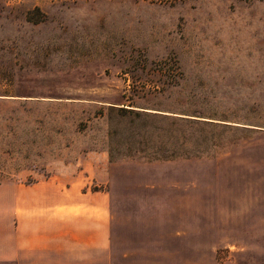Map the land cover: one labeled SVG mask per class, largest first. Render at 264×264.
<instances>
[{"label": "rangeland", "instance_id": "rangeland-1", "mask_svg": "<svg viewBox=\"0 0 264 264\" xmlns=\"http://www.w3.org/2000/svg\"><path fill=\"white\" fill-rule=\"evenodd\" d=\"M88 153L108 264H264V0H0V203Z\"/></svg>", "mask_w": 264, "mask_h": 264}, {"label": "crops", "instance_id": "crops-1", "mask_svg": "<svg viewBox=\"0 0 264 264\" xmlns=\"http://www.w3.org/2000/svg\"><path fill=\"white\" fill-rule=\"evenodd\" d=\"M80 157L86 164L76 171L2 183L0 260L108 264V199L99 187L106 181V162L100 153Z\"/></svg>", "mask_w": 264, "mask_h": 264}]
</instances>
